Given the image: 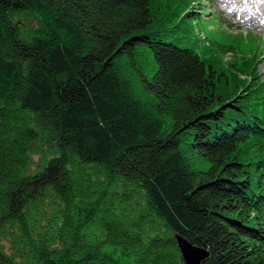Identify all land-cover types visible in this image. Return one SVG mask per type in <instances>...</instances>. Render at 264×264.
<instances>
[{"label":"trees","instance_id":"1","mask_svg":"<svg viewBox=\"0 0 264 264\" xmlns=\"http://www.w3.org/2000/svg\"><path fill=\"white\" fill-rule=\"evenodd\" d=\"M190 14L160 37L149 0H0V264H185L175 235L264 264L260 62L223 101L224 48L174 41Z\"/></svg>","mask_w":264,"mask_h":264},{"label":"rangeland","instance_id":"2","mask_svg":"<svg viewBox=\"0 0 264 264\" xmlns=\"http://www.w3.org/2000/svg\"><path fill=\"white\" fill-rule=\"evenodd\" d=\"M151 4V24L149 33L153 35L164 36L163 22L168 20L171 13L176 17L184 13H191L187 18L188 22L182 24V29L190 32L188 42H180L177 40L179 47L193 49L200 53L203 58L207 55L203 53L206 49H210L213 43L220 44L225 55L221 59L223 66L222 75L217 81V90L223 101H233L237 96L245 95L247 87L245 83L251 77V70H247L246 74L235 71L231 65L241 63L244 57H258L259 72L264 79V32L252 25H240L238 18L229 17L223 12L225 8L221 2L223 0H149ZM247 14V13H246ZM15 22L23 23L26 30L33 32L40 27V18L30 12L17 14L12 18ZM174 21L169 20L168 27L172 28ZM183 36H178L182 38ZM234 46L237 52L234 54H226V46ZM209 46V47H208ZM212 50V49H211ZM263 51V52H262ZM219 53V54H220ZM261 55V56H260ZM236 61V62H235ZM238 66V65H237ZM245 82V83H243ZM245 85V86H244ZM249 88L248 90H250ZM235 95V97H234ZM34 161L38 158L33 155ZM4 248L8 250L10 244L7 240L3 241Z\"/></svg>","mask_w":264,"mask_h":264},{"label":"bare ground","instance_id":"3","mask_svg":"<svg viewBox=\"0 0 264 264\" xmlns=\"http://www.w3.org/2000/svg\"><path fill=\"white\" fill-rule=\"evenodd\" d=\"M247 3L251 4V11H246L245 7ZM225 6L231 9V13L242 18V22L246 25H252L264 30L263 22L258 17V10L264 15V0H231L226 2Z\"/></svg>","mask_w":264,"mask_h":264},{"label":"water","instance_id":"4","mask_svg":"<svg viewBox=\"0 0 264 264\" xmlns=\"http://www.w3.org/2000/svg\"><path fill=\"white\" fill-rule=\"evenodd\" d=\"M174 237L185 264H202V262L209 257L208 251L195 247L179 235H175Z\"/></svg>","mask_w":264,"mask_h":264}]
</instances>
